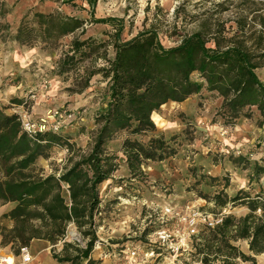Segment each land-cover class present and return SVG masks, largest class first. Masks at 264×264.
<instances>
[{
	"label": "rangeland",
	"instance_id": "1",
	"mask_svg": "<svg viewBox=\"0 0 264 264\" xmlns=\"http://www.w3.org/2000/svg\"><path fill=\"white\" fill-rule=\"evenodd\" d=\"M75 4L65 0H0V18L14 30L25 16L31 21L34 13L59 11L82 20L90 17L85 1L75 0ZM93 16L112 20L85 23L48 47L38 40L0 38V107L7 114H17L22 124L32 123V133L60 135L48 157L36 160L34 169L43 174L58 176L90 151L102 123L98 118L108 101L107 82L101 74L88 82L86 78L90 70L104 64L102 54L113 57L110 45L94 49L91 57L58 73L59 60L66 53L72 54L74 39L108 41L109 34L120 26L119 38L127 40L144 28H153L163 46L170 47L203 23L214 29L222 26L223 35L231 36L238 22L246 24L247 38H255L264 22V0H97ZM260 62L256 73L264 81V60ZM221 103L217 91L204 87L181 102L167 101L154 111L156 119L152 115L151 119L157 131L153 134L140 136L121 129L106 142V149L117 156L118 166L98 186L101 203L94 216L98 226L92 264H196L191 256L193 240L205 227H213L208 221L215 225L222 215L248 212L246 205L232 202L217 206L213 200L217 192L228 197L245 192L264 195V173L256 176L254 169L256 165L264 167V118L255 112L228 123L220 115ZM158 135L165 140L172 137L169 145L173 152L168 150L162 159L146 160L142 172L132 175L121 149L123 140L129 136L147 141ZM63 193L68 197L66 186ZM14 205L0 201L4 210ZM12 226L8 217L0 220V232L6 233ZM64 239L80 246L87 240L72 222ZM235 244L249 254L247 241ZM30 245L25 246L30 256L27 262H23L21 250L16 254L11 244L0 246V256L31 264ZM56 248L58 252L61 242ZM254 257L256 264H264V253Z\"/></svg>",
	"mask_w": 264,
	"mask_h": 264
},
{
	"label": "trees",
	"instance_id": "2",
	"mask_svg": "<svg viewBox=\"0 0 264 264\" xmlns=\"http://www.w3.org/2000/svg\"><path fill=\"white\" fill-rule=\"evenodd\" d=\"M65 1L76 5L75 0ZM83 1L90 8V17L84 20L59 11L40 12L34 13L31 21L25 16L12 30L0 18V38L18 42L38 40L48 47L85 23L112 20L94 18L97 0ZM261 23L255 38L245 36L243 22H238V29L231 36L223 35L222 26L214 29L203 23L170 47L163 46L153 28H144L127 40L119 38L120 26L109 34L108 41L92 37L74 39L72 54L66 53L59 60L58 73L91 57L94 49L97 51L105 45L113 49L111 58L106 53L100 54L104 64L90 70L86 78L88 82L93 75L101 74L107 82L108 101L98 118L101 127L86 155L75 159L58 176L43 174L41 170L35 171L36 160L40 156L48 157L51 146L60 142V135L51 131L29 132L17 114H7L0 107V201L15 203L1 216L11 219L13 226L6 233L0 232V245L11 244L17 254L32 240L42 239L50 243L52 256L61 264L95 262L91 252L97 240L98 224L94 216L101 203L98 186L118 166V158L106 149V142L121 129L140 136L153 134L157 131L151 119L154 111L167 101L181 102L204 87L222 97L220 115L226 122L241 116L249 118L255 112L264 118V81L256 73L264 60V22ZM171 139L165 140L162 135L150 136L147 141L126 137L121 149L129 172L140 173L146 160L162 159L168 150L173 152ZM254 169L256 176L264 173V167L256 165ZM64 186L68 197L63 193ZM213 200L219 207L227 202L246 205L248 212L242 216L222 215L213 227L202 229L192 244L194 262L256 264L254 255L264 253V195L245 192L228 197L217 192ZM71 222L82 238H87L84 246L64 239ZM240 240L247 241L249 254L235 244Z\"/></svg>",
	"mask_w": 264,
	"mask_h": 264
},
{
	"label": "crops",
	"instance_id": "3",
	"mask_svg": "<svg viewBox=\"0 0 264 264\" xmlns=\"http://www.w3.org/2000/svg\"><path fill=\"white\" fill-rule=\"evenodd\" d=\"M13 207H9V209L10 208L12 209ZM7 212H8V209L4 210L3 207L0 208V218L4 213H7ZM10 223H12V222L10 221ZM0 240H1V238H0ZM49 247H50V244L46 240H42V239L33 240L32 244L30 245V250H31L32 256H33V261L31 264H57L58 262L52 256V253H51V255H49L47 252Z\"/></svg>",
	"mask_w": 264,
	"mask_h": 264
},
{
	"label": "built area",
	"instance_id": "4",
	"mask_svg": "<svg viewBox=\"0 0 264 264\" xmlns=\"http://www.w3.org/2000/svg\"><path fill=\"white\" fill-rule=\"evenodd\" d=\"M24 128L29 131V132H32V129L31 127H33L34 125L32 123H30L29 121H26L24 124ZM43 127V126H41ZM208 225L209 226H214V221H208ZM194 231V230H192ZM21 252H22V259H23V262H27L30 260V256L29 254L26 252L27 251V248L25 247H21L20 248ZM133 254V253H132ZM0 264H21L19 263L18 261L15 260V258L11 257V260H8L7 259V256H0Z\"/></svg>",
	"mask_w": 264,
	"mask_h": 264
},
{
	"label": "bare ground",
	"instance_id": "5",
	"mask_svg": "<svg viewBox=\"0 0 264 264\" xmlns=\"http://www.w3.org/2000/svg\"><path fill=\"white\" fill-rule=\"evenodd\" d=\"M154 115H155V114H154ZM154 117H155V116L152 115V118H154ZM157 117H158V116H157ZM154 119H156V117H155ZM158 119H159V118H158Z\"/></svg>",
	"mask_w": 264,
	"mask_h": 264
}]
</instances>
